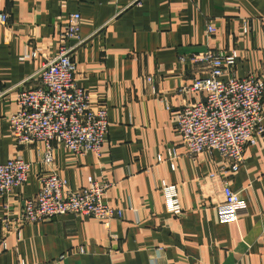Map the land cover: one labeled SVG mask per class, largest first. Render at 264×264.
I'll return each instance as SVG.
<instances>
[{
    "label": "crops",
    "instance_id": "crops-1",
    "mask_svg": "<svg viewBox=\"0 0 264 264\" xmlns=\"http://www.w3.org/2000/svg\"><path fill=\"white\" fill-rule=\"evenodd\" d=\"M3 13L0 83L13 90L0 101V164L22 158L31 167L27 182L0 199V264H264V139L245 150L230 179L247 203L238 217L201 196L204 178L226 161L214 151L189 156L178 130L184 104L205 98L187 92L209 76L195 56L238 51L237 78L264 72V0H0ZM75 13L84 40L73 55L77 84L108 105L110 129L101 157L73 156L52 143L53 169L72 190L110 183L105 203L123 216L109 226L83 215L21 225L27 200L51 169L42 157L46 143L17 146L8 117L20 110L22 88L38 85ZM173 149L179 155L171 161ZM162 184L178 187L181 215L168 211Z\"/></svg>",
    "mask_w": 264,
    "mask_h": 264
},
{
    "label": "built area",
    "instance_id": "built-area-1",
    "mask_svg": "<svg viewBox=\"0 0 264 264\" xmlns=\"http://www.w3.org/2000/svg\"><path fill=\"white\" fill-rule=\"evenodd\" d=\"M8 21L7 13L0 15L2 25H8ZM68 23L58 53L38 72V85L22 88L17 96L20 110L8 117L17 146L46 143L42 157L51 169L41 179L39 194L27 200L18 222L21 225L37 224L61 215H83L109 226L112 220L123 216L120 209L105 203L110 183L91 180L89 188L72 190L53 169L55 147L52 143L64 146L73 156L93 153L101 157L110 129L108 105L97 104L91 93L77 84L79 70L73 55L75 48L84 43L80 39L81 15L72 14ZM212 31L213 27L209 26L208 33ZM238 58V51L227 54L210 50L194 57L195 62L207 65L209 76L197 79L187 92H201L205 98L200 103L184 104L178 114V130L189 156L197 159L207 151H214L226 161L224 169L204 178L201 184L204 201L216 207L231 206L242 217L247 212V203L242 192L234 191L230 179L245 163V150L256 147L264 139V72H255L246 79L237 78ZM225 75L228 79H221ZM147 81L152 80L147 77ZM12 90L4 89L0 83V101ZM169 154L171 161L179 155L175 149ZM30 167L22 158L0 164V199H7L14 188L27 182ZM162 187L168 211L181 215L178 187L167 184ZM3 232L1 241L6 249L7 224Z\"/></svg>",
    "mask_w": 264,
    "mask_h": 264
}]
</instances>
